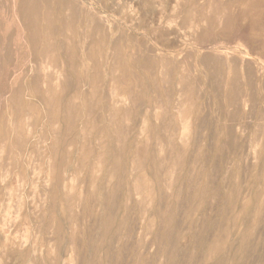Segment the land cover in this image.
Masks as SVG:
<instances>
[{"label": "rangeland", "instance_id": "1", "mask_svg": "<svg viewBox=\"0 0 264 264\" xmlns=\"http://www.w3.org/2000/svg\"><path fill=\"white\" fill-rule=\"evenodd\" d=\"M195 1L0 0V264H264V0Z\"/></svg>", "mask_w": 264, "mask_h": 264}, {"label": "bare ground", "instance_id": "2", "mask_svg": "<svg viewBox=\"0 0 264 264\" xmlns=\"http://www.w3.org/2000/svg\"><path fill=\"white\" fill-rule=\"evenodd\" d=\"M197 1V0H196ZM195 1V2H196ZM57 2V1H56ZM15 5V4H14ZM203 6V5H202ZM29 8V7H28ZM33 10V9H32ZM25 11V10H24ZM68 14V13H67ZM72 15V14H71ZM205 19V18H204ZM31 20H33V19H31ZM32 21H30V23H31ZM28 24V23H27ZM165 27V26H164ZM31 29V28H30ZM79 29V28H78ZM84 30V29H83ZM81 31V30H80ZM129 31V30H128ZM175 32V31H174ZM177 34V33H176ZM190 35V34H189ZM176 36V35H175ZM30 37V36H29ZM32 37V36H31ZM180 37V36H179ZM183 37V36H182ZM84 38V37H83ZM187 38V37H186ZM87 39H89L88 37L86 38V40ZM70 41V40H69ZM35 42H36V40H35ZM116 42V41H115ZM114 42V43H115ZM248 42V41H247ZM117 43V42H116ZM200 43V42H199ZM45 44V43H44ZM61 44V43H60ZM31 45V44H30ZM56 45V44H55ZM193 46H195V45H193ZM207 46V45H206ZM206 46H203V47H206ZM217 46H219V45H217ZM248 46V45H247ZM199 48V47H198ZM62 49V48H61ZM103 49V48H102ZM206 49V48H205ZM211 49V48H210ZM63 50V49H62ZM61 50V51H62ZM232 50V49H231ZM208 51H210V50H208ZM215 51H217V50H215ZM223 51V50H222ZM228 53H230V52H228ZM233 53H235V52H233ZM63 54V53H62ZM115 54V53H114ZM225 54V53H224ZM231 54V53H230ZM239 55H241L240 53H238ZM215 55V54H214ZM245 55V54H244ZM216 56V55H215ZM230 56V55H229ZM234 56V55H233ZM56 57V56H55ZM227 57V56H226ZM245 57H246V55H245ZM64 58V57H63ZM115 58V57H114ZM189 58V57H188ZM242 58V57H241ZM37 60V59H36ZM43 60V59H42ZM223 60V59H222ZM221 60V61H222ZM232 60V59H231ZM230 60V61H231ZM235 60V59H234ZM63 61V60H62ZM242 61V60H241ZM244 61V60H243ZM75 62V61H74ZM138 62V61H137ZM225 62V61H224ZM63 63H64V61H63ZM244 63V62H243ZM243 63H242V65H243ZM255 64V63H254ZM34 65V64H33ZM38 65V64H37ZM48 65V64H47ZM69 65V64H68ZM50 66V65H49ZM58 66H59V64H58ZM83 66H84V64H83ZM256 66H258V65H256ZM29 67H32L31 65L29 66ZM41 67V66H40ZM53 67V66H52ZM181 67V66H180ZM184 67H185V65H184ZM260 67V66H259ZM48 68V67H47ZM46 68V69H47ZM57 68V67H56ZM104 68V67H103ZM117 68V67H116ZM192 68V67H191ZM256 68V67H255ZM189 69V68H188ZM244 69V68H243ZM39 70V69H38ZM163 70V69H162ZM166 71V70H165ZM16 72V71H15ZM34 72V71H33ZM61 72V71H60ZM163 72V71H162ZM192 72H193V70H192ZM246 72V71H245ZM42 73V72H41ZM47 73V72H46ZM57 73V72H56ZM160 73V72H159ZM258 73V72H257ZM29 74H32V73H29ZM38 74V73H37ZM190 74H191V72H190ZM99 75V74H98ZM113 75V74H112ZM194 75V74H193ZM262 75V74H261ZM40 76H41V74H40ZM68 76H70V75H68ZM137 76V75H136ZM147 77V76H146ZM221 77V76H220ZM185 78V77H184ZM184 78H183V80H184ZM197 78V77H196ZM47 79V78H46ZM68 79H69V77H68ZM67 79V80H68ZM222 79V78H221ZM243 79V78H242ZM56 80H57V78H56ZM66 80V81H67ZM112 81V80H111ZM142 81V80H141ZM66 84H68V83H70V82H65ZM125 83V82H124ZM131 83V82H130ZM148 83V82H147ZM178 83V82H177ZM180 84V83H179ZM196 84V83H195ZM198 84V83H197ZM230 84V83H229ZM11 85V84H10ZM69 85V84H68ZM178 85V84H177ZM199 85V84H198ZM67 86V85H66ZM164 86V85H163ZM225 86V85H224ZM17 87V86H16ZM199 87V86H198ZM242 87V86H241ZM25 89H26V87H25ZM88 89V88H87ZM196 89H197V87H196ZM120 90V89H119ZM130 90V89H129ZM134 90V89H133ZM198 90V89H197ZM252 90V89H251ZM111 91V90H110ZM115 91V90H114ZM163 91V90H162ZM165 91V90H164ZM178 91V90H177ZM96 92V91H95ZM239 92V91H238ZM249 92H250V90H249ZM254 92V91H253ZM3 93V92H2ZM92 93V92H91ZM91 93H90V96H91ZM105 93V92H104ZM166 93V92H165ZM234 93V92H233ZM246 93H248V92H246ZM252 93V92H251ZM114 94V93H113ZM128 95V94H127ZM132 95H134L133 93H132ZM131 95V96H132ZM136 95V94H135ZM157 95H158V93H157ZM176 95V94H175ZM198 95V94H197ZM236 95V94H235ZM251 95V94H250ZM33 96V95H32ZM121 96V95H120ZM168 96V95H167ZM200 96V95H199ZM3 97H5V95L3 96ZM2 97V98H3ZM25 97V96H24ZM89 97V96H88ZM111 97V96H110ZM123 97V96H122ZM178 97V96H177ZM179 97H180V95H179ZM251 97V96H250ZM249 97V98H250ZM115 98H116V96H115ZM97 99V98H96ZM103 99V98H102ZM110 99V98H109ZM108 99V100H109ZM112 99V98H111ZM161 99V98H160ZM239 99V98H238ZM251 99V98H250ZM60 100V99H59ZM117 100V99H116ZM120 100V99H119ZM134 100H135V97H134ZM157 100L158 101H160L159 99H158V97H157ZM176 100V99H175ZM102 102H103V100H101ZM121 101H124L123 99H121ZM126 101V100H125ZM245 101H246V99H245ZM89 102V101H88ZM157 102V101H156ZM176 102V101H175ZM230 102V101H229ZM126 103V102H125ZM129 103V102H128ZM245 103V102H244ZM94 104V103H93ZM130 104H132V103H130ZM140 104V103H139ZM138 104V105H139ZM159 104V103H158ZM254 104H256V103H254ZM133 105V104H132ZM153 105V104H152ZM225 105V104H224ZM68 106V105H67ZM88 106H89V104H88ZM146 106V105H145ZM155 106V105H154ZM163 106V105H162ZM179 106V105H178ZM151 107V106H150ZM149 107V108H150ZM168 107V106H167ZM245 107V106H244ZM253 107H254V105H253ZM49 108V107H48ZM55 108V107H54ZM76 108V107H75ZM157 108V107H156ZM251 108V107H250ZM57 109V108H56ZM73 109V108H72ZM132 109V108H131ZM161 109V108H160ZM169 109V108H168ZM174 109V108H173ZM200 109H201V107H200ZM54 110V109H53ZM89 110V109H88ZM175 110V109H174ZM49 111V110H48ZM150 111H152L151 109H150ZM158 111V110H157ZM15 112V111H14ZM71 112V111H70ZM99 112V111H98ZM146 112V111H145ZM153 112V111H152ZM179 112V111H178ZM202 112V111H201ZM26 113H27V111H26ZM130 113V112H129ZM138 113V112H137ZM142 113V112H141ZM156 113V112H155ZM159 113V112H158ZM249 113V112H248ZM103 114H105V113H103ZM108 114V113H107ZM135 114V113H134ZM146 114V113H145ZM179 114H182V113H179ZM178 114V115H179ZM204 114V113H203ZM51 115V114H50ZM92 115V114H91ZM200 115H202V114H200ZM43 116V115H42ZM135 116V115H134ZM130 117V116H129ZM163 118H164V115L162 116ZM180 117V116H179ZM178 117V118H179ZM201 117V116H200ZM137 118H138V115H137ZM188 118V117H187ZM70 119V118H69ZM123 119V118H122ZM143 119V118H142ZM153 119V118H152ZM183 119V118H182ZM27 120V119H26ZM97 120V119H96ZM120 121V119H117V121ZM164 120H165V118H164ZM167 120V119H166ZM187 120V119H186ZM186 120H184V121H186ZM189 120V119H188ZM15 121V120H14ZM116 121V120H115ZM153 121V120H152ZM157 121V120H156ZM181 121V120H180ZM164 122V121H163ZM110 123V122H109ZM114 123V122H113ZM145 123V122H144ZM184 122H182V124H183ZM14 124V123H13ZM28 124V123H27ZM34 124H36V123H34ZM106 124V123H105ZM137 124V123H136ZM16 125V124H15ZM32 125V124H31ZM46 125V124H45ZM144 125V124H143ZM188 125V124H187ZM185 126H186V122H185V124H184V126H183V129H185ZM26 127H28V125L26 126ZM95 127V126H94ZM181 127H182V125H181ZM29 128V127H28ZM69 128V127H68ZM163 128V127H162ZM245 128V127H244ZM34 129V128H33ZM74 129H76V128H74ZM115 130V129H114ZM96 131V130H95ZM118 131V130H117ZM140 131V130H139ZM182 131V130H181ZM184 131V130H183ZM91 132V131H90ZM199 132V131H198ZM83 134V133H82ZM89 134V133H88ZM185 134H187V133H185ZM189 134V133H188ZM193 135V134H192ZM196 136V135H195ZM5 138V137H4ZM81 138V137H80ZM191 138H193V136L191 137ZM3 139V138H2ZM1 139V140H2ZM54 139V138H53ZM119 139V138H118ZM194 139V138H193ZM192 140V139H191ZM190 142V141H189ZM260 142V141H259ZM2 143V142H1ZM116 143V142H115ZM1 145V144H0ZM8 146V145H7ZM261 146H263V145H261ZM2 147V146H1ZM176 148V147H175ZM255 148H258V145H257V147L255 146ZM1 149H3V147L1 148ZM98 149V148H97ZM178 149V148H177ZM260 149V148H259ZM7 150V149H6ZM93 150V149H92ZM140 151V150H139ZM142 151V150H141ZM168 151V150H167ZM170 151V150H169ZM177 151H179V150H177ZM0 154H1V152H0ZM90 154V153H89ZM169 156V155H168ZM137 159V158H136ZM175 159H176V157H175ZM161 160V159H160ZM98 161V160H97ZM133 161V160H132ZM132 164V163H131ZM135 164V163H134ZM135 166H137V165H135ZM164 167V166H163ZM166 167V166H165ZM49 168V167H48ZM134 170H135V168H133ZM132 169V170H133ZM142 171V170H141ZM163 171V170H162ZM130 173V172H129ZM142 174V173H141ZM166 174V173H165ZM135 175V174H134ZM136 175H138V174H136ZM145 175V174H144ZM3 176V175H2ZM48 176V175H47ZM171 176H172V174H171ZM140 177V176H139ZM134 178V177H133ZM47 179V178H46ZM45 182V181H44ZM49 182V181H48ZM45 200V199H44ZM144 200V199H143ZM78 210V209H77ZM79 212H80V210H79ZM3 222H5V220H2ZM2 224V223H1ZM4 224V223H3ZM6 226V225H5ZM4 227V226H3ZM2 227V228H3ZM8 229V228H7ZM8 231H10V230H8ZM8 233V232H7ZM0 234H1V236L2 237H5V235H4V232L2 231V230H0ZM54 239V238H53ZM50 240V239H49ZM52 240V239H51ZM22 241V240H21ZM77 244V243H76ZM22 246H23V244H22ZM5 248V247H4ZM79 248V247H78ZM84 248V247H83ZM72 249V248H71ZM83 255V254H82ZM82 260V259H81ZM81 260H80V262H81ZM30 264H32V262L30 263ZM79 264V263H78Z\"/></svg>", "mask_w": 264, "mask_h": 264}]
</instances>
